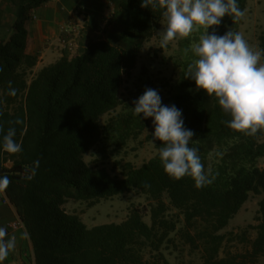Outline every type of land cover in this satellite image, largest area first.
Wrapping results in <instances>:
<instances>
[{
    "label": "trees",
    "instance_id": "trees-1",
    "mask_svg": "<svg viewBox=\"0 0 264 264\" xmlns=\"http://www.w3.org/2000/svg\"><path fill=\"white\" fill-rule=\"evenodd\" d=\"M11 1L21 16L12 23L10 34L0 38V137L14 128L21 151L0 150V177L9 180L3 190L26 226L36 264H145V250L160 251L177 229L176 221L167 216L165 195L184 214L182 236L202 249L203 264H247L248 256L252 261L264 256V167L258 165L264 157V128L247 135L227 127L224 121L230 117L216 98L197 91L194 81L187 79L186 67L195 58L193 40L183 45L181 73L166 105L175 104L183 111L185 126L196 134L191 146L199 149L205 170L214 177L212 183L197 188L191 177L171 178L159 152L140 167L131 162L121 165L123 177H116L106 168L91 167L84 154L101 142L118 152L148 127V119L135 116L134 105H123L119 93L163 18L162 10L142 8L141 0L123 1L131 24L121 34L133 39L129 49L108 39L92 40L82 53L62 56L29 79L39 56L26 50L27 13L49 0H1L0 31L4 3ZM238 3L246 10L248 0ZM242 21L233 24L225 16L215 30L223 35ZM260 46L264 50V32ZM119 106L122 109L116 112ZM112 112L101 125L99 119ZM148 138L152 140L151 135ZM132 191L154 201L151 224L134 207L123 222L88 227L78 213L64 207L69 199L91 207ZM251 194L262 196L251 251L220 257L227 239L221 231Z\"/></svg>",
    "mask_w": 264,
    "mask_h": 264
},
{
    "label": "clouds",
    "instance_id": "clouds-1",
    "mask_svg": "<svg viewBox=\"0 0 264 264\" xmlns=\"http://www.w3.org/2000/svg\"><path fill=\"white\" fill-rule=\"evenodd\" d=\"M141 7L162 10L166 27L160 30L161 49L176 38L188 37L197 26L204 27L206 32L191 47L195 58L186 67L187 79L194 81L197 91L216 98L230 117L224 121L227 127L247 135L264 128V50H253L232 27L223 35L215 30L225 16L233 24L245 17L246 10L240 8L238 0H141ZM133 104L135 116L152 120L151 137L153 142H161L159 160L165 173L176 180L191 177L197 188L211 184L214 177L205 170L199 149L191 146L196 134L185 126L183 111L175 104H164L159 91L151 87ZM15 135V129L9 128L0 137V150L21 151ZM8 183L7 177H0V188ZM15 247L16 237L0 226V264Z\"/></svg>",
    "mask_w": 264,
    "mask_h": 264
},
{
    "label": "rangeland",
    "instance_id": "rangeland-1",
    "mask_svg": "<svg viewBox=\"0 0 264 264\" xmlns=\"http://www.w3.org/2000/svg\"><path fill=\"white\" fill-rule=\"evenodd\" d=\"M1 1V0H0ZM3 25L0 38L10 34L14 17L17 15L15 1L4 3ZM166 27L164 17L155 27L154 35L144 43L141 49L136 67L130 75L125 76L119 96L125 104H133V101L143 94L145 88L157 89L164 104L167 97L174 90V86L180 76V61L183 56V45L186 41L193 40L196 44L199 37L206 32L202 26H197L188 37L174 39L167 48L159 46L160 30ZM240 32L253 50H262L260 35L264 32V0H248L246 15L240 26L235 30ZM133 40V39H132ZM264 63V57L261 59ZM36 66L29 74V79L37 73ZM119 106L116 112H119ZM105 114L99 119L101 125L105 124L109 117L114 114ZM154 131L152 120L148 119V127L135 139H130L126 146L118 152H112V146L105 147L103 142L91 148L84 154V160L91 167L106 168L112 176L123 177L121 165L131 162L140 167L143 163L153 158L158 152L157 141L149 140V135ZM10 163V162H9ZM260 167H264V157L258 161ZM262 196L251 194L241 210L230 221L229 225L221 233H226L227 239L220 257H229L247 254L251 251V243L257 236V225L260 223L259 202ZM164 200L169 204L167 216L177 223V229L171 232L169 239L162 245L160 251L150 248L145 250V264H203V251L194 248L182 236L186 227L184 214L170 204L167 195ZM154 203L147 195L132 191L127 194L102 200L94 206L88 207L86 202L69 199L64 204L68 212L78 213L88 227L95 225L123 222L126 220L134 207L141 209L143 219L151 224V204ZM238 258V257H237ZM247 264H264V256L251 260L248 256Z\"/></svg>",
    "mask_w": 264,
    "mask_h": 264
},
{
    "label": "crops",
    "instance_id": "crops-1",
    "mask_svg": "<svg viewBox=\"0 0 264 264\" xmlns=\"http://www.w3.org/2000/svg\"><path fill=\"white\" fill-rule=\"evenodd\" d=\"M125 0H49L30 10L25 21L27 52L39 56L36 70L52 64L62 56L82 53L92 40L108 39L129 49L132 38L123 37L122 30L131 24L128 10L121 7ZM20 18L21 10L13 22ZM72 45V48L70 46ZM0 188V226L20 217L15 206ZM27 233V238L24 234ZM16 247L2 264H36L33 243L27 229L13 233Z\"/></svg>",
    "mask_w": 264,
    "mask_h": 264
},
{
    "label": "built area",
    "instance_id": "built-area-1",
    "mask_svg": "<svg viewBox=\"0 0 264 264\" xmlns=\"http://www.w3.org/2000/svg\"><path fill=\"white\" fill-rule=\"evenodd\" d=\"M70 48L73 49V48H72V45L70 46ZM7 200H8L7 197H5V198L3 199V201H7ZM2 226L5 227V228L7 229V232H8V235H9V236H13V233H14L16 230H18V229H25V228H26V226H25L23 220H22L20 217H17L16 219H14V220H12V221H10V222H8V223L2 225Z\"/></svg>",
    "mask_w": 264,
    "mask_h": 264
}]
</instances>
